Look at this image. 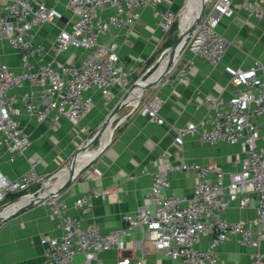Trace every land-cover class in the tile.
<instances>
[{"label":"built area","instance_id":"1","mask_svg":"<svg viewBox=\"0 0 264 264\" xmlns=\"http://www.w3.org/2000/svg\"><path fill=\"white\" fill-rule=\"evenodd\" d=\"M162 0H0V149L15 162L31 147L32 139L22 117L57 128L61 121L79 126L95 103L93 93H100L107 103L119 93L126 94L131 85L129 74L119 53L118 43L103 38L111 30L131 32L141 17L140 8H156ZM178 11L157 12L160 29L168 33L190 3ZM186 3V2H185ZM253 15L264 14V0L245 6ZM234 13L232 0H214L186 37L183 48L211 65H218L231 42L218 33L220 17ZM182 48V49H183ZM181 49V51H182ZM6 50L12 51L11 54ZM19 59L18 66L9 63L10 56ZM177 62V61H176ZM194 62L189 61L178 78L189 81ZM231 82L233 98L204 97L208 115L198 123L178 130V139L192 135L203 144L239 145L243 157L240 169L229 173L217 165L180 162L153 175L146 198L151 202L134 212L123 214L122 224L105 232L98 224H84L96 198H106L114 188L83 195L70 206L62 193L47 200L50 217L56 221L59 235L43 236L45 254L40 264H102L99 255L137 235L132 251L141 256L120 254L116 264H146L149 246L154 252L178 264H218L217 249L235 240L253 249L251 264H263L264 253V132L257 125L264 120V79L256 68L237 69ZM166 84L172 85L166 79ZM160 101L149 99L141 106L142 114L160 121ZM263 132V133H262ZM37 159L17 179L0 170V204L9 195L24 192L47 181L39 170ZM145 173H150L145 170ZM194 174L197 182L192 194H169L171 173ZM100 176L99 168L86 171ZM43 189V190H44ZM256 195V216L248 220L229 221L223 214L237 203L249 206ZM208 240L207 246L199 245ZM122 252V251H121ZM83 256L76 261L75 257Z\"/></svg>","mask_w":264,"mask_h":264},{"label":"crops","instance_id":"2","mask_svg":"<svg viewBox=\"0 0 264 264\" xmlns=\"http://www.w3.org/2000/svg\"><path fill=\"white\" fill-rule=\"evenodd\" d=\"M187 1L189 0H162L156 8L153 6L140 8L141 17L131 32L119 33L117 30H111L103 38V41L113 39L118 43L125 71L131 80L139 74L144 76L151 71V66L147 64L155 54L156 47L162 43L163 32L159 26L160 16L157 12L169 9L178 11L188 3ZM251 1L254 0H232L233 15L220 17L218 33L227 38L231 46L218 65H211L191 52H186L174 63L164 78L157 79L142 93L136 105L118 111L105 150L81 172L67 190L62 192L63 198L71 206L75 199L83 195L104 188H114L112 195L93 199L91 210L85 215L81 214L84 224H98L105 232L120 226L123 214L151 204L146 198V193L153 183V175L169 169L172 164L182 161L217 165L226 173L240 169L243 153L239 145L210 146L192 135H187L182 141L178 139L177 133L188 124L198 123L207 117L209 110L204 97H221L226 101L233 98L236 89L231 80L235 70L256 68L257 76L264 79V14L258 16L247 12L245 6ZM64 2L65 0H62V3ZM213 2L214 0H207L206 7H210ZM194 22L195 19L192 25ZM6 53L11 54L12 51L6 50ZM10 57L9 63L18 66V57L15 54ZM189 61L194 62V67L190 72L189 81H184L178 78V73ZM166 79L171 80L173 84H166ZM115 94H117L115 99L107 103L100 93H93L95 105L77 126L76 132L71 131L73 126L65 120L61 121L59 127L54 128L48 123L39 124L28 117H22L21 123L32 139L31 147L24 156L13 163L9 162V155L0 149V170L10 179H17L28 169L30 163L41 159L42 162L37 168L48 181L51 175L62 169V161L68 158L74 147H78L79 137L100 130L104 124V115L108 111H113L121 100L122 93L115 90ZM151 97L160 101L159 122L139 112L142 104ZM132 99L134 96L130 97V103L133 104ZM257 125L264 132V120H258ZM94 153L95 151L81 154L78 160L89 158ZM93 167L100 169V176L86 174V171ZM65 169L66 167L61 173ZM145 170L150 173H145ZM169 177L171 181L169 194L188 197L192 194L197 182L196 175L174 172ZM41 192L42 190L39 193ZM37 195L38 193L2 204L7 207L13 203L31 200ZM252 197L249 206L241 208L234 203L223 217L229 221L254 218L257 213L256 195ZM58 235L56 221L50 217L45 203L10 215L0 221V264H40L45 254L41 238ZM136 237L137 235L132 233L124 243H120V251L113 249L100 254L102 264H116L120 254L130 257L141 256L140 251H132ZM207 242L206 239L199 247L206 248ZM261 250L264 253V240ZM149 251V254L144 255L146 264H178L161 253L154 252L150 246ZM252 253L253 249L240 246L232 240L218 247V264H251ZM81 259L83 260L82 255L75 257L76 261Z\"/></svg>","mask_w":264,"mask_h":264},{"label":"water","instance_id":"3","mask_svg":"<svg viewBox=\"0 0 264 264\" xmlns=\"http://www.w3.org/2000/svg\"><path fill=\"white\" fill-rule=\"evenodd\" d=\"M206 4H207V0H200V7H199L198 11L194 10L191 13V14L197 15V17L195 19V23H198L201 20V18L203 17V15L205 13V9H206ZM193 27L194 26L186 27V25H185L184 28H181L180 36H179L178 42L176 44V47H175L169 61L167 62L168 64H166L162 73H160L155 78L156 73L160 69V67H159L144 82H142V83L137 82L134 85H132L130 87V89L127 91L126 95L114 107L113 111H111L110 115L105 120L103 126L98 131L97 136L100 137L101 143L99 144L97 152L92 157V159L83 167H78L77 160L71 161L70 165L62 173L66 177L64 179V181H60V175H59V177L54 182V184H52L50 187H47L46 189H44L41 193H38V195L36 197H34L33 199L8 205L2 211H0V221L4 220L5 218L9 217L10 215H13L16 213L19 214L20 212H23L25 210L33 208L34 206L42 204V203L46 202L47 200H49L54 195L60 194L64 190H67V187L72 184V182L81 174V172L85 168L89 167L96 159H98V157L105 150L107 144L109 143L108 142L107 144H103V139L105 137H107L109 131H111V128L113 127L112 126L113 120H114L115 116L117 115L118 111H120L121 109H123L125 107L136 105V104L130 103V101H129L131 94H133L135 91L138 90V91H140V93H143L157 79L164 78L165 74L173 67L174 63L176 62V60H177V58L181 52V49L183 48V45L185 43L186 36L189 34V32H191V29ZM187 29H188V32H187ZM186 33H187V35H186ZM139 100H140V96H139L138 102H139Z\"/></svg>","mask_w":264,"mask_h":264},{"label":"rangeland","instance_id":"4","mask_svg":"<svg viewBox=\"0 0 264 264\" xmlns=\"http://www.w3.org/2000/svg\"><path fill=\"white\" fill-rule=\"evenodd\" d=\"M181 25H182V23L179 20L172 27L170 32L162 34V37H161L162 43L160 44V46L156 47L155 54L153 55V57L149 60V62L147 64V65L151 66V71H149L144 76H141L140 74L138 76H136L135 79L131 80V85H134L137 82L138 83L144 82L155 70H157L159 67L163 66L164 64H167V62L169 61V59H170V57H171V55H172V53L176 47V44L178 42L180 32H181V28H182ZM187 32H188V29H187ZM186 35H187V33H186ZM186 52H187L186 49L183 48L176 61H178L181 57H183L184 53H186ZM128 61H130V59H128ZM147 65H146V67H147ZM125 95L126 94H122L121 99ZM110 113H111V111H108L104 115L103 122H105V120L110 115ZM103 122H102V124H103ZM71 131L76 132L77 126L71 127ZM97 135H98L97 131H92L87 136L79 137L78 147H74V149L72 150V153L68 156V158H66L65 160L62 161L61 166H63V167L65 166L67 168L70 165L71 161H73V160L78 161V158L81 154H84L86 152L96 151L99 147V144L101 143L99 140V136H97ZM63 167H62V169L58 170L55 174L51 175L48 178L49 183L47 181V187H50L52 184H54V182L57 180L59 175L62 174L61 171L65 168V167L64 168ZM43 189H44L43 186H38L36 189H31L29 191L13 193L7 198V200L3 204L5 205L6 203H10V202H14L16 200H21V199H25V198L34 196L35 194L39 193L40 190L43 191ZM3 204H0V211L5 208V206Z\"/></svg>","mask_w":264,"mask_h":264},{"label":"bare ground","instance_id":"5","mask_svg":"<svg viewBox=\"0 0 264 264\" xmlns=\"http://www.w3.org/2000/svg\"><path fill=\"white\" fill-rule=\"evenodd\" d=\"M200 7V0H190V3L183 15V18H182V28L185 27H188L190 24H192L193 20L196 19L197 15L196 14H191L194 10L198 11ZM168 64V63H167ZM166 64H164L163 66L160 67L159 71L156 73L155 75V78L160 74L162 73V71L164 70ZM142 93H140V91H135L133 94H131V96H134V99H132L131 101L133 102V104H136L138 102V99H139V96L141 97ZM130 96V97H131ZM136 97V98H135ZM130 101V99H129ZM111 138V131H109L108 133V136L105 137L103 139V144H107L109 142ZM97 150L95 151V153L89 157V158H84V159H81V160H78V167H83L84 165H86L91 159L92 157L96 154ZM66 177L64 175H61L60 176V181H64ZM60 183V182H59Z\"/></svg>","mask_w":264,"mask_h":264}]
</instances>
